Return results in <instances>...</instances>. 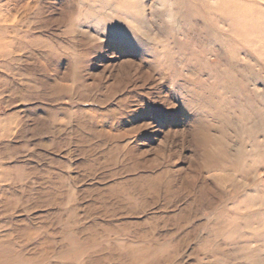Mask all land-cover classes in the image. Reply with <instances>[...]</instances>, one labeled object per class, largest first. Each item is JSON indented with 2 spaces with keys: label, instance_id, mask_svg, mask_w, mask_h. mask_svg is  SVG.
<instances>
[{
  "label": "rangeland",
  "instance_id": "374dc122",
  "mask_svg": "<svg viewBox=\"0 0 264 264\" xmlns=\"http://www.w3.org/2000/svg\"><path fill=\"white\" fill-rule=\"evenodd\" d=\"M242 4L239 50L228 0H0V264H264Z\"/></svg>",
  "mask_w": 264,
  "mask_h": 264
},
{
  "label": "bare ground",
  "instance_id": "6f19581e",
  "mask_svg": "<svg viewBox=\"0 0 264 264\" xmlns=\"http://www.w3.org/2000/svg\"><path fill=\"white\" fill-rule=\"evenodd\" d=\"M194 1V0H193ZM192 2V1H191ZM225 2V1H224ZM227 2V1H226ZM131 3V2H130ZM202 3V2H201ZM244 0H228V6L230 8V15H231V24H232V31L229 35V41L233 45L234 49H246V39L244 35V28L248 27V21L242 20L240 21L238 16L240 12L242 13L244 7ZM249 3V2H248ZM205 4V3H204ZM251 4V3H249ZM246 5V4H245ZM205 7V6H204ZM210 24V23H209ZM206 26V25H205ZM207 27V26H206ZM242 29L243 32L241 34L238 33L239 29ZM213 29V28H212ZM210 30V29H208ZM219 30V29H218ZM212 31V30H211ZM214 34V33H213ZM254 52V51H253ZM242 55V54H241ZM231 58V57H230ZM231 61V60H230ZM244 96V95H243ZM257 113V112H256Z\"/></svg>",
  "mask_w": 264,
  "mask_h": 264
}]
</instances>
